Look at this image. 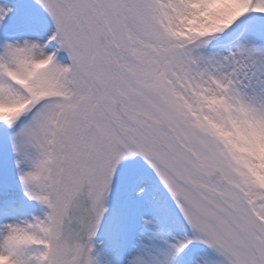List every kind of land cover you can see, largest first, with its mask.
Returning a JSON list of instances; mask_svg holds the SVG:
<instances>
[{"label": "snow or ice", "instance_id": "snow-or-ice-1", "mask_svg": "<svg viewBox=\"0 0 264 264\" xmlns=\"http://www.w3.org/2000/svg\"><path fill=\"white\" fill-rule=\"evenodd\" d=\"M0 264H264V0H0Z\"/></svg>", "mask_w": 264, "mask_h": 264}]
</instances>
